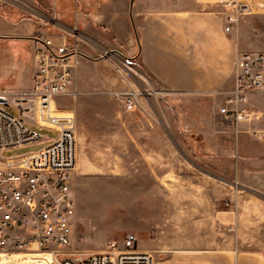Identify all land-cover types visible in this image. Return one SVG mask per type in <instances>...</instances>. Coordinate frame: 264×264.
<instances>
[{"label":"rangeland","instance_id":"374dc122","mask_svg":"<svg viewBox=\"0 0 264 264\" xmlns=\"http://www.w3.org/2000/svg\"><path fill=\"white\" fill-rule=\"evenodd\" d=\"M12 13L24 21L12 22ZM53 15L46 0H0V27L4 23L15 33H20L27 20L48 34L58 33V28L48 24L51 19L56 20ZM73 18L68 20L66 29L75 28ZM253 26L247 32V40L261 42L264 18L256 19ZM235 32L236 28L229 35L235 36ZM26 42L0 34L1 89L29 88L33 64L31 46ZM93 56L99 58V51ZM114 59L115 65L121 62L118 56ZM83 60L77 69V98L65 96L54 100L58 107L72 109L76 117V166L72 175L75 257L91 254L92 249L105 251L110 242L120 247L125 237L132 234L136 238L135 248L150 254L153 264H172L173 255L180 249L171 241L170 188L157 183L156 174L147 165L149 154H163L165 170L178 165L182 177L211 182L212 196L220 198L222 209L236 212L239 205L244 213L264 218V193L236 181V136L224 128L217 114L219 94L200 104V115L211 121L209 133L207 124H192V120L201 121L195 117V101L172 98L164 91L152 96L150 105H144L146 111L126 112L111 94L124 86L117 70L102 59L94 62L88 57L89 63ZM131 64L145 74L137 62ZM28 127L42 142L3 151L2 158L38 151L55 137L50 130ZM154 222L159 225L157 229L153 228ZM232 241L235 243L234 238ZM193 249L187 247L186 251ZM209 250L211 247L206 246L202 254ZM3 257L0 256V264L46 262L39 256Z\"/></svg>","mask_w":264,"mask_h":264},{"label":"crops","instance_id":"0c3cea01","mask_svg":"<svg viewBox=\"0 0 264 264\" xmlns=\"http://www.w3.org/2000/svg\"><path fill=\"white\" fill-rule=\"evenodd\" d=\"M245 1L254 11L250 18L237 23L235 36L223 32V14L217 0H46V4L62 28H69L68 22L74 17L79 46L88 63V57L100 61L93 56L98 48L118 51L138 63L154 90L195 101V117L201 121L192 120V124H207L211 133V121L200 115V104L232 85L237 53L264 51V38L257 43L247 40L255 20L264 18V0ZM22 21L12 13V22ZM20 30L15 33L2 23L0 34L26 42L24 39L43 31L28 20ZM26 43L31 46L34 73V43ZM247 106L251 119L243 129L264 131V98L252 94ZM235 141L236 181L264 193V146L259 147L248 134L237 136ZM147 157L157 183L170 188L171 241L180 249L173 255L172 264H264V218L244 213L239 205L236 212L222 209L220 198L212 196L211 182L182 177L178 165L165 170L163 154ZM158 226L153 223L154 229ZM206 246L211 250L202 254ZM187 247L194 249L186 251Z\"/></svg>","mask_w":264,"mask_h":264},{"label":"built area","instance_id":"2783aa9c","mask_svg":"<svg viewBox=\"0 0 264 264\" xmlns=\"http://www.w3.org/2000/svg\"><path fill=\"white\" fill-rule=\"evenodd\" d=\"M217 4L223 14V32L228 35L254 11L245 0H217ZM49 23L60 33L38 31L28 37L34 43L31 86L26 90L0 88V100L5 102L0 103V256H39L46 261L42 264H153L150 254L135 248L132 234L120 247L110 242L107 250L82 257L72 252L76 117L72 109L58 107L54 100L77 98V69L87 56L80 49L76 28H62L54 19ZM115 56L120 58L118 65ZM99 59L108 61L120 75L124 86L111 94L126 112L146 111L144 105L161 94L118 51L102 48ZM235 66L232 85L219 92L217 114L236 137L248 134L264 145V131L243 129L251 119L250 95L264 98V51L239 52ZM28 126L50 130L55 137L38 151L2 158L3 151L42 142Z\"/></svg>","mask_w":264,"mask_h":264},{"label":"water","instance_id":"95a60500","mask_svg":"<svg viewBox=\"0 0 264 264\" xmlns=\"http://www.w3.org/2000/svg\"><path fill=\"white\" fill-rule=\"evenodd\" d=\"M0 103H1V104H5V102H4L3 100H0Z\"/></svg>","mask_w":264,"mask_h":264},{"label":"bare ground","instance_id":"6f19581e","mask_svg":"<svg viewBox=\"0 0 264 264\" xmlns=\"http://www.w3.org/2000/svg\"><path fill=\"white\" fill-rule=\"evenodd\" d=\"M28 264H30V263H28Z\"/></svg>","mask_w":264,"mask_h":264}]
</instances>
